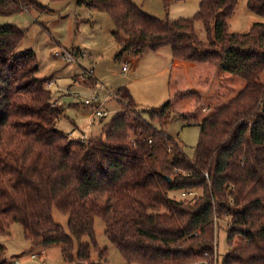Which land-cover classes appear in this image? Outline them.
Returning a JSON list of instances; mask_svg holds the SVG:
<instances>
[{
	"label": "trees",
	"instance_id": "obj_1",
	"mask_svg": "<svg viewBox=\"0 0 264 264\" xmlns=\"http://www.w3.org/2000/svg\"><path fill=\"white\" fill-rule=\"evenodd\" d=\"M73 1L109 15L116 60L170 48L169 98L144 118L119 87L120 111L102 125L103 137L71 139L56 126L64 109L37 78L36 55L15 54L25 32L0 25V232L18 223L31 245L60 247L68 264H106L91 261L100 217L128 264H213L216 219L226 217L229 250L220 264H264V24L230 32L236 0H200L193 16L174 20L132 0ZM247 8L264 17V0H247ZM30 9L47 7L0 0L1 16ZM173 114L200 128L192 158L165 131ZM181 191L199 194L170 196ZM53 209L68 216L69 234ZM4 254L0 244V264Z\"/></svg>",
	"mask_w": 264,
	"mask_h": 264
},
{
	"label": "rangeland",
	"instance_id": "obj_2",
	"mask_svg": "<svg viewBox=\"0 0 264 264\" xmlns=\"http://www.w3.org/2000/svg\"><path fill=\"white\" fill-rule=\"evenodd\" d=\"M36 1L47 9H30L10 16L0 15V25L13 24L25 32L15 54L32 51L36 55L37 78L44 80L45 86L51 91L52 106H61L64 109V116L56 124L60 131L71 139L103 137L102 125L109 122L120 110L114 90L122 86L129 90L136 111L144 118L149 117V111L160 109L168 100L171 65L169 47L158 53L146 52L142 56L125 53L123 58L116 60L119 47L113 37L115 27L106 12L77 5L73 0ZM132 2L150 16L174 20L193 16L198 10L200 0H169L167 9L164 8L162 0ZM255 23L264 24V17L249 11L247 0H236L235 10L227 19L229 31L246 33ZM195 30L199 38L205 41L206 33L201 22L195 23ZM73 50L79 51L83 56L79 55L75 61L68 62L56 55L66 51L73 53ZM125 56L130 59H125ZM124 66L126 69L122 70ZM93 76L100 81L97 84V79L94 78L95 88L88 87L85 83ZM262 80L264 81V75ZM92 98L100 101L101 109L108 113L105 117L98 119L94 113L91 116L92 107L84 104V101ZM199 129L196 123L183 121L173 114L165 131L171 138L181 142L184 154L192 158L198 143ZM194 193L195 196L199 194L198 191ZM170 196L185 199L177 192H171ZM52 217L69 234L68 216L53 209ZM227 224L226 217L216 219L213 264H220L229 250L226 240ZM104 230V221L95 217L94 236L97 248H91V261L98 263L106 259V264H128L104 235ZM82 241L90 240L85 235ZM0 244L5 248L4 264H68L62 257L60 247L43 248L31 245L24 238L22 227L18 223H11L7 232H0ZM103 249H106V255L100 258L98 252Z\"/></svg>",
	"mask_w": 264,
	"mask_h": 264
},
{
	"label": "built area",
	"instance_id": "obj_3",
	"mask_svg": "<svg viewBox=\"0 0 264 264\" xmlns=\"http://www.w3.org/2000/svg\"><path fill=\"white\" fill-rule=\"evenodd\" d=\"M56 55H59L62 59L68 61V62H72V61H75L76 58L80 55L83 56V54H81L79 51H76L74 53L72 52H65L63 54H57ZM126 67L124 66L122 68V70H125ZM96 103H98V100L96 98H92V99H86L84 101V104L88 105V106H94L96 107ZM94 115L99 117V118H102V117H105L107 115V112L106 111H103L102 109L100 108H95L94 109ZM180 195L185 198V199H190V198H193V196H195V193L193 191H181L180 192ZM32 258H35V255L31 256Z\"/></svg>",
	"mask_w": 264,
	"mask_h": 264
},
{
	"label": "crops",
	"instance_id": "obj_4",
	"mask_svg": "<svg viewBox=\"0 0 264 264\" xmlns=\"http://www.w3.org/2000/svg\"><path fill=\"white\" fill-rule=\"evenodd\" d=\"M86 53L89 55V53H88L87 51H86ZM122 58H123V57H122ZM125 59H128V60H129L130 58H129L128 56H125ZM93 74H94V76H95V73H94V72H93ZM95 78L97 79V84H98L100 81H99V79H98L97 77H95ZM96 86H97V85H96ZM94 88H95V87H94ZM63 93H64V92H63ZM90 107H92V109H91V108H90V109H91V114H92L91 116H93L94 109L97 108V107H98V108L100 107V109H101V108H102V105H101L100 101L98 100V104L96 105V107H94V106H90ZM103 111H104V110H103ZM119 111H120V110H119ZM107 114H108V113H107ZM98 119H100V118L98 117ZM81 140H83V139H81ZM42 252H43V254H45V251L42 250Z\"/></svg>",
	"mask_w": 264,
	"mask_h": 264
}]
</instances>
